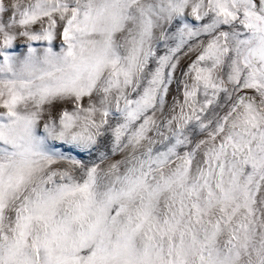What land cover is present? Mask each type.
I'll return each mask as SVG.
<instances>
[{
	"label": "snow or ice",
	"instance_id": "snow-or-ice-1",
	"mask_svg": "<svg viewBox=\"0 0 264 264\" xmlns=\"http://www.w3.org/2000/svg\"><path fill=\"white\" fill-rule=\"evenodd\" d=\"M0 264H264V0H0Z\"/></svg>",
	"mask_w": 264,
	"mask_h": 264
},
{
	"label": "rangeland",
	"instance_id": "rangeland-1",
	"mask_svg": "<svg viewBox=\"0 0 264 264\" xmlns=\"http://www.w3.org/2000/svg\"><path fill=\"white\" fill-rule=\"evenodd\" d=\"M57 43H59V41H57ZM186 64H187V62L185 61V63L181 66V70H178L175 74L176 75V82L171 85V92H170V95L168 97L169 103H171L172 98L177 96V94H178L179 81L181 79V71L183 68L186 67Z\"/></svg>",
	"mask_w": 264,
	"mask_h": 264
}]
</instances>
